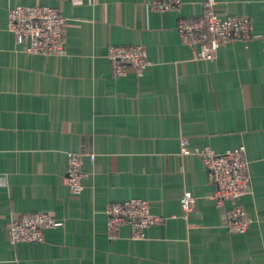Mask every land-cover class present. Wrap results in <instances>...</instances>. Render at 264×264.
Masks as SVG:
<instances>
[{"label":"crops","instance_id":"obj_1","mask_svg":"<svg viewBox=\"0 0 264 264\" xmlns=\"http://www.w3.org/2000/svg\"><path fill=\"white\" fill-rule=\"evenodd\" d=\"M153 1L0 0V264H264V0H216L220 16L250 18L251 37L211 60L195 59L176 29L204 0L165 11ZM18 4L60 10L63 54L22 50L7 26ZM110 44L143 45L142 74L114 76ZM241 145L251 189L236 203L250 225L233 232L223 224L231 202L212 198L199 151ZM68 151L83 153L78 194L64 181ZM184 190L195 197L187 214ZM132 197L163 220L141 238L128 224L109 237L106 203ZM38 210L60 224L41 241L9 242L7 222Z\"/></svg>","mask_w":264,"mask_h":264},{"label":"built area","instance_id":"obj_2","mask_svg":"<svg viewBox=\"0 0 264 264\" xmlns=\"http://www.w3.org/2000/svg\"><path fill=\"white\" fill-rule=\"evenodd\" d=\"M181 0H154L153 7L158 11L176 9ZM204 12L197 17L180 16L176 29L181 41L193 51L195 59L211 60L218 48L231 40H249L251 37V20L245 15L220 16L216 8V0L203 1ZM7 26L12 32L15 42L21 45L26 53L45 55H61L65 52L67 18L60 10L48 4L11 6L7 14ZM106 57L114 76L125 75L132 70L136 75L142 74L149 60L145 48L141 44H110ZM187 143L182 140V145ZM82 156L79 151L66 153V172L64 181L70 192L80 193ZM90 160L94 153H87ZM199 156L214 184L212 198L219 205L231 202L223 213V224L233 232H245L250 225V218L244 207L236 200L251 189L248 162L244 146L227 148L217 152L212 148H203ZM195 197L189 190L180 196V204L185 214L194 208ZM106 217L105 229L109 237H116L121 225L128 224L132 238H141L143 229L151 224L159 223L163 216L150 210L146 199L132 197L122 201H109L104 207ZM60 224L46 211L23 212L11 218L6 224L9 242H38L43 240L46 228Z\"/></svg>","mask_w":264,"mask_h":264}]
</instances>
